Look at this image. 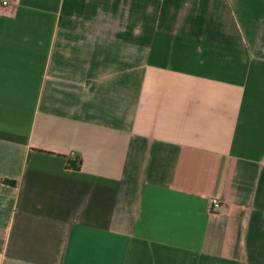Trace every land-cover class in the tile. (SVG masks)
Returning a JSON list of instances; mask_svg holds the SVG:
<instances>
[{
    "label": "crops",
    "instance_id": "crops-1",
    "mask_svg": "<svg viewBox=\"0 0 264 264\" xmlns=\"http://www.w3.org/2000/svg\"><path fill=\"white\" fill-rule=\"evenodd\" d=\"M0 264H264V0L0 5Z\"/></svg>",
    "mask_w": 264,
    "mask_h": 264
},
{
    "label": "built area",
    "instance_id": "built-area-1",
    "mask_svg": "<svg viewBox=\"0 0 264 264\" xmlns=\"http://www.w3.org/2000/svg\"><path fill=\"white\" fill-rule=\"evenodd\" d=\"M13 3V0H0V5L4 7H9ZM222 201L218 198H213L211 200L210 208L212 211H217L222 206Z\"/></svg>",
    "mask_w": 264,
    "mask_h": 264
}]
</instances>
